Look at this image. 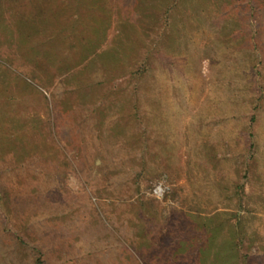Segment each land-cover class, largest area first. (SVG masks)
<instances>
[{
	"label": "rangeland",
	"instance_id": "obj_1",
	"mask_svg": "<svg viewBox=\"0 0 264 264\" xmlns=\"http://www.w3.org/2000/svg\"><path fill=\"white\" fill-rule=\"evenodd\" d=\"M0 264H264V0H0Z\"/></svg>",
	"mask_w": 264,
	"mask_h": 264
},
{
	"label": "built area",
	"instance_id": "obj_2",
	"mask_svg": "<svg viewBox=\"0 0 264 264\" xmlns=\"http://www.w3.org/2000/svg\"><path fill=\"white\" fill-rule=\"evenodd\" d=\"M166 189L167 185L165 183L164 177H162L152 185L150 194L157 198H161L165 194Z\"/></svg>",
	"mask_w": 264,
	"mask_h": 264
}]
</instances>
